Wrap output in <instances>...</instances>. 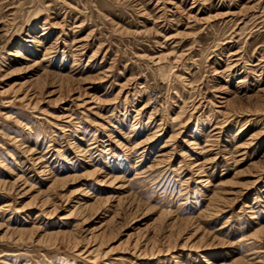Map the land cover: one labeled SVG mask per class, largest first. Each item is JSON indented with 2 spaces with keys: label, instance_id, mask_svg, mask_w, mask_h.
Returning a JSON list of instances; mask_svg holds the SVG:
<instances>
[{
  "label": "rangeland",
  "instance_id": "374dc122",
  "mask_svg": "<svg viewBox=\"0 0 264 264\" xmlns=\"http://www.w3.org/2000/svg\"><path fill=\"white\" fill-rule=\"evenodd\" d=\"M0 180V264H264V0H0Z\"/></svg>",
  "mask_w": 264,
  "mask_h": 264
},
{
  "label": "bare ground",
  "instance_id": "6f19581e",
  "mask_svg": "<svg viewBox=\"0 0 264 264\" xmlns=\"http://www.w3.org/2000/svg\"><path fill=\"white\" fill-rule=\"evenodd\" d=\"M179 116H180V115H179ZM176 135H177V134H176ZM176 135H174V137H176ZM172 136H173V135H172ZM174 137H173V138H174ZM165 156H166V155H165ZM166 157H167V156H166ZM22 178H23V177H22L21 175H19V176L17 177L16 180H17V181H18V180L22 181V180H21ZM17 181L12 182V184H13L12 187H14V184L17 183ZM55 181H56V180H55ZM7 182H8V181H7ZM25 183H26V184L28 183L27 180H25ZM54 183H56V182H54ZM54 183H53V185H54ZM0 184H1V185H4V187H5L6 181H1V180H0ZM9 184H10V182H9ZM26 184H25V185H26ZM28 185H29V184H28ZM17 186H18V184H17ZM31 186H33V185H31ZM18 187H19V186H18ZM31 188H32V187H31ZM12 189H13V188H12ZM24 191H25V190H24ZM24 193H25V192H24ZM47 198H48V197H47ZM8 200H9V199H8ZM11 203H12V202L6 203V204L4 205L5 207L3 206V207H1V209H8V207H9L10 205H12ZM20 230H21V229H20ZM21 233H22V231L20 232V234H21ZM23 233H24V231H23ZM54 234H55V233H54ZM55 235H56V234H55ZM23 236H24V235H23ZM52 237H53V236H52ZM20 238H21V237H20ZM22 238H23V237H22Z\"/></svg>",
  "mask_w": 264,
  "mask_h": 264
}]
</instances>
